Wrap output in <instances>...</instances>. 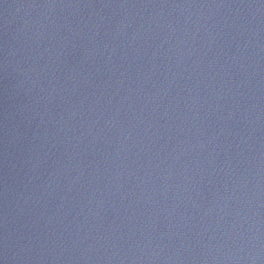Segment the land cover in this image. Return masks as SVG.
I'll list each match as a JSON object with an SVG mask.
<instances>
[{
	"label": "water",
	"instance_id": "1",
	"mask_svg": "<svg viewBox=\"0 0 264 264\" xmlns=\"http://www.w3.org/2000/svg\"><path fill=\"white\" fill-rule=\"evenodd\" d=\"M0 264H264V0H0Z\"/></svg>",
	"mask_w": 264,
	"mask_h": 264
}]
</instances>
